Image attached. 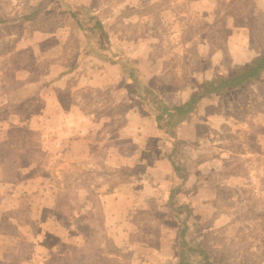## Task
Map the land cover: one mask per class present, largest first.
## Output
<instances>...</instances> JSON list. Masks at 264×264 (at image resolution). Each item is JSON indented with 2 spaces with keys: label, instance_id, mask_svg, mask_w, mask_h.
<instances>
[{
  "label": "rangeland",
  "instance_id": "374dc122",
  "mask_svg": "<svg viewBox=\"0 0 264 264\" xmlns=\"http://www.w3.org/2000/svg\"><path fill=\"white\" fill-rule=\"evenodd\" d=\"M119 1H122V4H117ZM123 1L0 0V84H3L4 77H7L8 83L12 82V85L21 84L20 77L25 74L23 67L29 68L34 79L45 80L44 76L49 73L48 68L55 54L51 55L48 51L47 54L41 52L34 56L32 50L23 51L18 40L25 31L38 32L42 29L48 33H55L57 30H68L67 24L74 23L69 19L67 12V7L71 5L74 7L72 11L76 13H79L82 7L97 18L103 19L108 16V19H104L107 29L112 33L118 31L117 34L123 40L121 42L123 48L134 54L122 57H119V54L114 55L121 63L122 69L124 67L123 79L116 84L118 88L98 91L88 86L90 88L82 92V97L88 100V107H92L91 104L97 101L96 97H100L101 110L115 116L109 125L110 131L119 129L124 120L125 109L131 106L144 109L147 113L154 111L152 93L171 105L172 102L181 99L182 91L193 93L204 80L226 76L264 52V0H125V3ZM129 6L138 8V15L130 16ZM74 27L73 30L76 28ZM31 39L32 36L30 39L27 38V41ZM50 42H52L50 39H46L42 43L49 45ZM75 42L74 39L70 46ZM69 49V54L62 56V59L71 64L75 59L76 50L71 51V47ZM144 59L147 61H142ZM136 65L140 68L135 74L142 85L141 89L134 88V83L137 82L132 79L130 83L125 82L128 77V70L125 69L134 68ZM113 73L111 71V74ZM243 89L227 91L225 98L220 97L221 100L217 102L218 110L215 107V113L218 115L214 116L215 121H210L208 114L202 117L200 127L202 132H208L211 128L210 121L217 133L223 134L227 131L225 144L230 143L234 147L229 153V159L215 165L217 169L210 170L208 167L210 164H206L203 167L205 170L204 175H201L203 178L201 182L175 192L181 200L189 201L186 205L190 209V214L196 204L203 210L207 207L205 216L199 218L197 214L192 217L196 231L193 234L188 233L187 239L192 246L200 244L204 253H200L196 247L186 250L180 245L177 230L181 226L179 224L181 218L186 213L183 208L178 207L179 201L173 208L171 203L168 206L162 200L157 205L154 202L149 203L144 211L133 218L137 230L132 233L131 241H135L138 246L125 247L124 251L118 250L107 230L111 219L104 207L105 191L111 190L118 184V180L126 179L129 174L133 175L132 179L135 180L141 169L148 166L152 168L154 156L165 153L163 148L167 141L177 140L176 133L170 132L169 136L164 137L153 135L138 142L125 137L119 139L122 149L115 151L116 153L102 151L99 155H106V166L95 174L93 172L97 171L96 167L94 171L88 170L83 166L80 157L71 158L68 152L50 151V146L47 148L41 140L42 135L28 134V131L22 128L19 115L27 112L30 107L28 102L32 99L28 101L22 99L16 102L17 105L6 108L0 107V162L9 166L5 169L6 176L18 177L20 180L18 185L22 188L24 186L26 188L27 185L28 190L32 192L36 188L52 194V198L54 195L56 197L51 214L57 221L47 212L43 214L41 221L45 225L46 217L49 224L53 221L57 227L54 231L43 228L35 234L37 240L42 242L45 240L46 245L36 249L38 254H34L32 264H199L205 255L218 264L242 262L264 264V166L258 168L256 165L261 160H257L258 153L254 151L257 146L252 144V140L249 145L251 152H246L247 149L241 151L238 149L241 146L239 144L241 138L234 134L246 126L248 121L251 123V129L264 127L257 123L261 113H264V71L255 82L253 81L251 87L245 86ZM15 92L17 91L12 92L13 95L9 98L18 100L21 94ZM1 95L0 88V102L3 100ZM132 96H136L137 99L130 102L126 108L123 105L124 100L128 101ZM141 99L146 100L143 105ZM241 102L249 103V110L238 106ZM7 126L11 129L5 133ZM224 139L222 136L221 140ZM222 142L224 141H218L217 144L224 145ZM133 144L137 147H148L140 156L148 164L137 165L133 169L129 167L120 171L117 169L113 172V166L117 168L114 164L117 165L118 154L123 156L120 160L123 161L125 156L133 151ZM203 144L209 149L208 140ZM189 145L192 144L180 143L174 150L173 157L184 156L187 162L192 163L193 145L191 147ZM246 153L249 154L244 158L248 160H242V154ZM208 154L210 152L207 151L204 156ZM245 161H248V164H245ZM28 163L34 164L33 167H29ZM172 172L169 175L173 176L172 179L164 178L168 181V188L182 185V177ZM147 173L150 174V170ZM158 174L161 175V172ZM229 174H233L234 178L229 177ZM154 175L157 176V172H152L150 179L154 178L157 182ZM210 175L218 179L217 187L214 189L209 184ZM24 178L27 180L26 183ZM166 181L160 180L162 182V187L158 189L160 192L166 189ZM134 186L131 185L137 191L138 186ZM11 188L17 195L19 189L16 186ZM2 192H5V189ZM210 198L211 201H215L214 206L199 205L202 202H209ZM170 200L168 198L167 202ZM8 203L12 204L13 201L9 199L0 203V234L3 231L7 232L4 225L13 220L12 215L17 211L16 208L12 211V206ZM47 203L50 204V200ZM176 207L180 219L175 216ZM212 210L214 212L210 213ZM225 210H231L236 214V220H233L230 227L224 224L214 230L203 229L210 225L215 213ZM49 227L51 230L52 226ZM27 231V237L32 236L29 230ZM195 238L199 241L197 242ZM139 243L145 245L140 246ZM26 249L30 252L31 244L29 246L26 244L21 248V252Z\"/></svg>",
  "mask_w": 264,
  "mask_h": 264
},
{
  "label": "crops",
  "instance_id": "0c3cea01",
  "mask_svg": "<svg viewBox=\"0 0 264 264\" xmlns=\"http://www.w3.org/2000/svg\"><path fill=\"white\" fill-rule=\"evenodd\" d=\"M123 3H125V0ZM117 4H122V1H119ZM85 7H87V5H85ZM129 7L130 16L138 15V8H135L134 6ZM67 8H70L71 10L74 9L72 5ZM80 10H82V7H80ZM67 12L69 19L74 22H71L72 24H67L69 25V27H67L69 28L68 30H57L55 33H48L42 29L41 31L38 30V32L37 30H33L32 32L25 31L18 40L20 48H22L23 51L24 49H27V52L32 50L34 56H37L41 52L47 54L48 51L51 55L52 53L55 54L53 55L54 57H52L50 67L48 68L49 73L44 76L45 80H43V78H39V80L34 79V77H31V71H29V68L23 67L25 69H23L25 74L21 75L20 78L22 80L18 78L20 79L19 83L21 84H15L12 87H3L2 84H0L2 90L1 97L3 96V100L0 102V107L6 108L13 106L14 104L17 105L16 102H19L22 99L27 101L32 99L28 102L30 107L27 112H23L22 115H19L22 128H25L26 131H28V134L33 135L37 133L39 136L42 135L41 140L46 144L47 148L50 146V151L68 152V155L71 158L74 156H76V158L80 157L83 161V166L87 167L88 170L94 171V167L97 168V171L93 172L96 174V172H99L101 169L103 170L102 167L106 166V155L99 154H101L102 151H104V153H116L115 151H120L122 149L120 147L122 144L118 141L119 139L125 137L127 139L131 138L134 142H138L149 137L151 138L153 135H162L164 137L166 135L169 136L168 133L170 132L171 134L176 133L175 137L183 141L182 144L189 142L193 145L194 152L192 163L187 162L183 156L186 176L181 180L182 185L178 184L180 190L184 189L183 187H192L201 182L203 180L201 175H204L203 172L205 170L203 167L206 164H210V166H208L210 170L213 168L217 169L215 165L229 159V153L233 151L234 147L230 143L225 144V140L228 136V134H226L227 131L223 134L217 133L210 122L215 121L216 118H214V116H218L215 113V107L217 108L216 110H218L219 106L217 102L219 99L221 100L222 97L225 98L228 92L203 97L191 114L175 125H172L171 127L166 126L162 129L157 127V122L154 118L155 110L151 113H147L144 109L131 106V108L129 107L128 109H125L123 116L124 120L119 129L116 128L110 131L109 125L115 116H113L112 113L107 114L101 110L100 103H102V101L100 100V97H96V103H92V107H88V100L82 97V92L83 90L86 91L85 89L90 88L88 86H91V88L97 89L98 91L99 89L104 90L105 88H111L113 90L118 88L116 87V84L117 81H122L123 79V69L121 63L114 58V55L119 54L118 56L122 57L134 54L129 49L125 50V48H123L121 44L123 40L119 34H117L119 33L118 31L116 32L115 30L112 33V31L107 29V26L104 24V19H108V16H105L103 19L100 17L98 18L101 20L108 35L107 43L105 42L103 43L105 45L100 46V36L96 31L86 29L87 26H85L84 22H80L84 24L83 27L79 26L77 20L78 18H80L81 21L84 19L82 16L83 13H77L78 18L75 19L69 14V11ZM120 14L121 11L119 12V15ZM131 21L134 20L131 19ZM73 27L75 28L74 30ZM30 36H32V39L27 41V38L30 39ZM46 39H50L52 42H50L49 45H45V43L42 42ZM74 39L76 42L73 46H70ZM70 47L71 51L76 50L75 59L71 64L66 62L65 59H62V56L69 54ZM54 50H57V52ZM3 52L4 51H2V53ZM103 55L106 57H103ZM142 61H147V59ZM134 69L136 71L140 68L136 65V67L134 66ZM90 71L92 74H88ZM111 71L114 73L111 74ZM256 80H254V82ZM125 82L130 83L132 81L129 77H126ZM259 82H261V80H259ZM252 85L253 81L247 84L246 87H251ZM15 90L17 91L15 93L21 94L19 96L21 98L18 100L9 98L13 95L12 92ZM184 92H186V90L182 91L181 99H177L176 102H172L173 104L171 105L165 100L164 101L170 107L182 103L192 94V92L187 91L185 94ZM257 98H259V96ZM135 99H137V97L132 96L128 101L124 100L123 105L127 108L128 105H130L129 103ZM145 102V99L142 100L141 105ZM227 104L228 103H226L225 106H227ZM238 106L245 107V109L249 110V103L247 102H241ZM208 108L209 111H207ZM210 109H213L214 111L212 112ZM208 114L210 117L209 124L211 125V128H209L208 132H202V129L200 128L202 125V117L207 116ZM229 117L232 118V115ZM241 118L243 119L244 117L241 116ZM220 119L224 120V118H219V120ZM259 119L260 120L257 121V123L259 125H264V113H261ZM248 122L246 123V126H243V128L234 134L239 135L241 138L239 142L241 145L238 148L239 150L242 151L247 149L246 152H251L249 147L251 140L252 144L257 146L254 151L258 153L256 155L257 160H261L256 164L259 166L258 168H260L264 166V127L258 126L259 128L251 129V123ZM241 123L243 124L244 121H241ZM24 124H26V126H24ZM10 129L11 127L7 126V128H5V133ZM229 135L234 136L233 134ZM222 136L225 138L224 140H221ZM207 140L210 145L209 149L203 144V142L205 143ZM218 141H224L222 142L224 145L217 144ZM146 149H148L147 146L143 148L142 146L137 147V145L133 144V151L130 155H126L129 157L125 156L123 161H120L123 156L118 154L117 165L114 164L117 168L115 169L113 166V172L117 169L120 171L127 167L133 169L137 165L140 166L146 163L140 157L142 151ZM172 149L173 142L167 141L166 146L163 148L165 153L160 155L156 154L153 158L152 165L156 167L153 166L152 168H149L148 166L146 169H141L135 180L132 179L133 175L129 174L126 179L118 180V184L113 186L111 190L105 191L104 207L106 208V213H109L111 219L110 223L107 225V230L114 246L117 247L118 250L121 249L124 251L125 247L130 246L133 248L138 246L135 241H131L132 233L135 229L137 230L133 224V218L136 217L139 212L144 211L143 209L147 204L154 202L157 205L160 200L163 202L165 201V204L167 203L168 206H170V203L173 200L179 201L180 204L183 203V201V204L189 202L181 200L177 194H175L174 199L171 198L170 189L172 186L168 188V181L164 180V178H173V176H169L173 173V167L168 158V154ZM207 151L210 152V154L204 156ZM201 153H203V155H201ZM248 154H242V160H248L247 158H244L247 157ZM147 164L148 163H146V165ZM245 164H248V161H245ZM6 165L7 164L4 162H0V203L7 202L10 199L13 203L8 204L12 206V211L14 208H16L17 211L12 215L13 220H9L4 225V227L7 228V232L4 233L3 231V233L0 234V264H5L6 262L9 264H32L34 261V254H38L36 249L46 245L45 240L43 242L37 240L35 234L43 228H49V231H54L57 227L53 221L49 224L46 217L44 218L47 222L44 223L45 225H43L41 221V217L45 212L49 213L53 219L55 218L54 215L51 214V210L56 197L54 195L52 198V194L41 192L36 190V188L34 192H32V190H28L27 185L26 188L25 186L22 188L18 185V183H20L18 177L14 178L6 176ZM33 165L34 164L28 163L29 167H33ZM158 168L160 170H157ZM149 170L151 172L150 174L147 173ZM191 170H193V174L191 173ZM154 171L157 172V176L154 175L157 177V182L154 181V178L150 179V177H152V172ZM160 172L161 175L158 174ZM210 176L209 179L211 178V180H209V184L210 187L214 189L215 186L217 187L218 179L217 177H212V175ZM229 177L234 178V175L229 174ZM158 179L166 181L167 185L166 189L161 190V192L158 189L162 187V182ZM204 179L206 180V177H204ZM24 182H27L26 178H24ZM188 183H190V185ZM131 185H135L134 187L138 186L137 189H139L136 191ZM12 186H16L19 189V194L17 193L16 195V193H13L16 192L15 190L11 191ZM3 189H5V192H2ZM28 194H30V196ZM160 195L162 196L159 198ZM168 198L171 199L169 203L167 202ZM48 200H50V204L47 203ZM200 204L214 206L215 201H211L210 198L209 202H202L199 203V205ZM197 206L198 204H196L194 210H191V214L186 219L187 239L188 233L191 232L193 234L196 231L194 230L195 223L192 217L197 216V214L199 215V218L203 217L207 210V207L203 210V208ZM212 212L214 211L212 210L210 213ZM234 213L235 212L231 210L215 213L210 225L208 227L205 226L206 228L204 227L203 229L214 230L224 224H226V227H230L233 220H236V214ZM185 215H183V218ZM120 220L122 222H119ZM55 221H57L56 218ZM47 224L52 226L51 230ZM27 230H29L32 236L27 237ZM195 239L197 242L199 241L197 238ZM22 241L26 242L28 246L31 244L30 252H27V249L21 252L22 247L20 244ZM139 244L140 246L145 245L144 243ZM17 247L19 250H17ZM35 250L36 252L34 253ZM12 256L13 258H10Z\"/></svg>",
  "mask_w": 264,
  "mask_h": 264
},
{
  "label": "trees",
  "instance_id": "16d2710c",
  "mask_svg": "<svg viewBox=\"0 0 264 264\" xmlns=\"http://www.w3.org/2000/svg\"><path fill=\"white\" fill-rule=\"evenodd\" d=\"M68 11H69V14L73 18L75 19L78 18V15L76 12L72 11L70 8H68ZM79 12H85V14L82 15L84 19L81 21L80 18H78L77 20V22L79 23V26L83 27L84 24L82 23L85 22V26H87L86 29H91L93 31H96L98 35L100 36L99 45L100 46L105 45L103 43L105 42L107 43L108 35L103 27L101 20L98 19L95 15L90 14L86 8L85 9L82 8V10H80ZM103 57H106V56L103 55ZM125 70H128V77L132 79L134 82H137V83H134V88L141 89L140 87H142V85L140 84V82H138L137 76L135 74V69L131 67L130 69H125ZM263 71H264V52L254 56L251 59V61H249L248 63L242 66L237 67L232 73L226 76H219L216 78L204 80L200 84V86L190 95V97L182 103L175 104L170 107L157 94L152 93V102L154 103V107H155L154 118L157 122V127L162 129V128H165L166 126L171 127L172 125H175L176 123L180 122L185 117H187L189 114H191L195 110L197 104L203 97L210 96L212 94H220V93L227 92V91H230L236 88H243L247 84L258 79L263 73ZM2 83H3L2 84L3 87L13 86L12 82L8 83L7 77L3 78ZM180 143H183V141H181L180 139H177L173 142V149L168 154V158L173 167V171L177 175L181 176L182 179H184V177L186 176V168L184 166V160L179 155H175V157H173L175 153L174 150L178 148ZM8 167L9 166L6 165L5 169H8ZM179 187H180L179 185L171 187L170 189L171 198L174 199L175 192L176 190L179 189ZM175 203H178V201L173 200L171 202L172 208ZM178 207L183 208L182 210H185L184 213H186L185 217L181 218L179 222V224L181 225L178 231V235L180 238V245L186 248V250H192V247H196V249L200 253H204V251L201 249L200 244H196L195 246H192V244L188 243V240L186 238V235H187L186 219L190 214V209H188L187 205L183 203L179 204ZM174 213H175V216L178 219H180V217L178 216L179 214H178L177 207L174 209ZM24 245L26 246V242L22 241L20 246L22 247ZM199 264H218V263L205 255ZM241 264H245V263L242 262Z\"/></svg>",
  "mask_w": 264,
  "mask_h": 264
}]
</instances>
